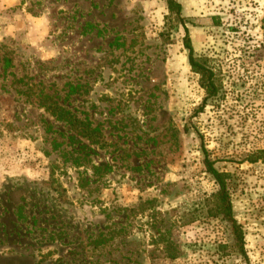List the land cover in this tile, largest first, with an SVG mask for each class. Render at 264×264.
Returning a JSON list of instances; mask_svg holds the SVG:
<instances>
[{"label": "rangeland", "instance_id": "374dc122", "mask_svg": "<svg viewBox=\"0 0 264 264\" xmlns=\"http://www.w3.org/2000/svg\"><path fill=\"white\" fill-rule=\"evenodd\" d=\"M177 1L0 0V264H264V0Z\"/></svg>", "mask_w": 264, "mask_h": 264}, {"label": "trees", "instance_id": "16d2710c", "mask_svg": "<svg viewBox=\"0 0 264 264\" xmlns=\"http://www.w3.org/2000/svg\"><path fill=\"white\" fill-rule=\"evenodd\" d=\"M167 8L170 13L174 14L179 18L181 12V5L177 0H165ZM185 39L184 45L188 50V62L191 69L200 75L201 86L206 90L208 96H215L217 91V86L213 79V72L210 68L204 65L203 61H200L193 55V48L189 41V36L187 29H185ZM46 109L55 115L58 119L67 118L71 123V120L74 119V116L70 114L64 108L60 107L56 102L50 100V103H44ZM258 159L264 161V150L260 151L258 156L250 157V161L255 162ZM203 163L206 171L214 179L217 184V190L211 194V200L209 208L207 211L208 216H220L225 220L230 226V233L232 237L231 247L236 250V253L239 254L242 258L246 259V254L244 251V234L233 216L231 199L229 194V189L227 187V179L229 178V173L218 171L213 167V162L204 158ZM193 217L188 218L189 221L193 220Z\"/></svg>", "mask_w": 264, "mask_h": 264}]
</instances>
